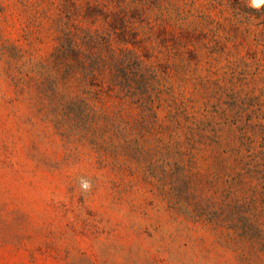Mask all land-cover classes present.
I'll return each instance as SVG.
<instances>
[{
    "label": "rangeland",
    "instance_id": "1",
    "mask_svg": "<svg viewBox=\"0 0 264 264\" xmlns=\"http://www.w3.org/2000/svg\"><path fill=\"white\" fill-rule=\"evenodd\" d=\"M0 264H264L252 23L212 0H0Z\"/></svg>",
    "mask_w": 264,
    "mask_h": 264
},
{
    "label": "trees",
    "instance_id": "2",
    "mask_svg": "<svg viewBox=\"0 0 264 264\" xmlns=\"http://www.w3.org/2000/svg\"><path fill=\"white\" fill-rule=\"evenodd\" d=\"M150 1L159 0H133V2H141L144 4ZM215 5H224L226 9L230 10L232 16L238 19L240 24L251 22L256 36L261 35L264 37V3H262L259 7H252L249 4V0H212V6L214 7ZM123 11L124 9L116 14H113L115 17V24H123V19L120 16ZM181 32L184 33L182 35H185L183 37L187 36L186 33L188 32L186 30H182ZM123 34V31H121L120 35L123 36ZM85 39L86 41H94L93 35L89 32H85Z\"/></svg>",
    "mask_w": 264,
    "mask_h": 264
},
{
    "label": "snow or ice",
    "instance_id": "3",
    "mask_svg": "<svg viewBox=\"0 0 264 264\" xmlns=\"http://www.w3.org/2000/svg\"><path fill=\"white\" fill-rule=\"evenodd\" d=\"M262 2H264V0H253L254 5H259Z\"/></svg>",
    "mask_w": 264,
    "mask_h": 264
}]
</instances>
